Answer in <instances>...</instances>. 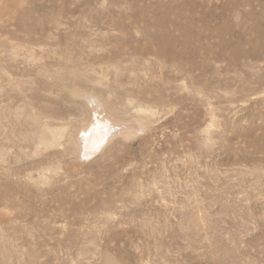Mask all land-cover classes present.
Returning a JSON list of instances; mask_svg holds the SVG:
<instances>
[{
    "label": "rangeland",
    "instance_id": "rangeland-1",
    "mask_svg": "<svg viewBox=\"0 0 264 264\" xmlns=\"http://www.w3.org/2000/svg\"><path fill=\"white\" fill-rule=\"evenodd\" d=\"M0 264H264V0H0Z\"/></svg>",
    "mask_w": 264,
    "mask_h": 264
},
{
    "label": "bare ground",
    "instance_id": "bare-ground-1",
    "mask_svg": "<svg viewBox=\"0 0 264 264\" xmlns=\"http://www.w3.org/2000/svg\"><path fill=\"white\" fill-rule=\"evenodd\" d=\"M81 93H83V92H81ZM75 94H76V93H75ZM85 95H86V94H85ZM87 95H88V94H87ZM75 96H77V95H75ZM80 96H81V95H80ZM88 96H89V95H88ZM78 97H79V96H78ZM89 97H90V96H89ZM81 98H82V97H81ZM90 103H91V105L93 106V108H94V110H95V112H96V113H94V118H95V117H96V114H97V112H98V110H97L98 107H97V105L95 104V102L91 101V99H90ZM94 110H93V111H94ZM98 115H99V113H98ZM92 117H93V116H92ZM109 121H110V120H109ZM106 126H107V125H106ZM121 129H122V128H121ZM80 140L82 141V144H83V139L81 138ZM91 140H92V139H91ZM93 140H94V139H93ZM93 140H92V141H93ZM81 141H80V144H81ZM96 141H97V140H96ZM93 142H94V141H93ZM91 144H92V143H91ZM93 144H94V143H93ZM81 147H82V145H81Z\"/></svg>",
    "mask_w": 264,
    "mask_h": 264
}]
</instances>
